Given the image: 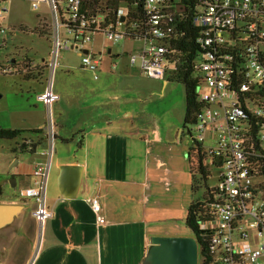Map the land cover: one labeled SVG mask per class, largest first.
I'll use <instances>...</instances> for the list:
<instances>
[{
	"label": "built area",
	"instance_id": "1",
	"mask_svg": "<svg viewBox=\"0 0 264 264\" xmlns=\"http://www.w3.org/2000/svg\"><path fill=\"white\" fill-rule=\"evenodd\" d=\"M10 1L0 0V50L8 44L2 24L8 13L4 5ZM23 1L31 3L34 11L45 3L50 11L46 79L43 91L36 96L47 113L46 161L34 169V187L21 191L22 197L34 198L38 204L34 213L39 228L34 264L41 252L45 224L53 217L47 190L57 141L53 109L60 101L54 80L63 51L80 53L82 67L98 80L102 62L95 52L96 37L102 35L120 43L139 32L144 37L140 41L143 45L130 57V63H139L145 77L167 80L176 66L172 60L177 51L170 45L175 30L168 23L174 17L175 1L143 0L144 29L130 23L128 4H122L113 21L108 9L86 8L82 0ZM194 26L201 49L194 74L201 79L198 98L204 106L190 139L204 150L208 165L220 170L209 205L213 219L202 223V229L211 233L208 264H264V199L259 191L263 179L253 169L254 163L264 159V0H203L196 10ZM12 66L9 60L1 63L0 72L12 74ZM86 202L98 226L105 225L100 199L92 197Z\"/></svg>",
	"mask_w": 264,
	"mask_h": 264
},
{
	"label": "crops",
	"instance_id": "2",
	"mask_svg": "<svg viewBox=\"0 0 264 264\" xmlns=\"http://www.w3.org/2000/svg\"><path fill=\"white\" fill-rule=\"evenodd\" d=\"M162 82L165 91L168 81ZM35 92L22 110L10 109L8 113H14L0 121L6 129L44 130L34 138L24 134L0 153V264H32L37 246L38 204L21 196L23 189L34 187V169L46 161L48 147L45 109ZM57 105V141L47 190L53 217L45 224L34 264H141L152 236H183L179 231L188 196L183 179L191 176L190 144L183 158V129L175 141L169 130L134 125L126 129L120 114L108 119L89 110L81 118L60 106L61 99ZM78 122L81 129L69 132ZM24 144L37 145L35 153L23 151ZM61 166L81 167L75 199L61 195ZM92 197L103 206V226L86 202Z\"/></svg>",
	"mask_w": 264,
	"mask_h": 264
},
{
	"label": "rangeland",
	"instance_id": "3",
	"mask_svg": "<svg viewBox=\"0 0 264 264\" xmlns=\"http://www.w3.org/2000/svg\"><path fill=\"white\" fill-rule=\"evenodd\" d=\"M4 8L8 10V13L4 16L5 20L2 27L7 30L8 44L6 48L0 50V64L6 63L8 60L11 62L14 59L18 64H22L28 59L34 63L32 68L43 66L49 59L50 36L40 35L36 32V29L48 25L50 34L48 5L43 3L38 11H34L29 2L12 0L7 2ZM142 45L140 41L129 39H123L120 43H113L102 35L96 37L95 52L102 62L98 80L95 79L94 74L82 67L80 53L63 51L61 67L58 69L54 80L55 92L61 96L60 106L72 111L74 114L77 113L81 118L89 110H97L105 118L109 117L108 119L120 114V121L127 124L125 125L126 129H130L129 127L134 125L137 128L151 127L164 129V131L169 130L172 139L175 141L183 129L184 158L188 144H190L189 147L192 146L188 131L183 128L186 114L185 88L176 81H169L168 77L166 78L168 87L164 91L162 80L151 79L142 75L139 63L137 65L130 63V57L137 55ZM110 49L113 55L119 56L111 58L108 54ZM113 64H116L117 67L112 66ZM11 68L12 74L0 72V95L2 96L0 99V121L10 112L14 113V111L8 113L10 109L22 110L25 107L23 103H26L28 95L31 94L34 88L37 91L34 94L35 98L44 89L43 83L46 74L44 79L40 81L27 80L19 72L24 66ZM57 104L54 105L53 109L55 124H58L59 107ZM127 114H130V116H126ZM37 115L40 118L42 117L39 113ZM46 124L47 113L45 110V129ZM82 125L80 122L77 125L71 124L68 131L73 132L76 129H81ZM190 129H193V126H190ZM25 135L31 138L35 136L31 132ZM10 143L11 141L0 140V153L3 152V149H7ZM1 159L2 157H0ZM209 170L208 187L212 188L217 184L220 170L211 163L209 164ZM50 182L51 174L48 187ZM183 190H186L188 196H186V209H183L182 229L179 233L188 236L185 225L186 210L195 199L203 198L206 187L202 186L194 194L190 176L183 179Z\"/></svg>",
	"mask_w": 264,
	"mask_h": 264
},
{
	"label": "trees",
	"instance_id": "4",
	"mask_svg": "<svg viewBox=\"0 0 264 264\" xmlns=\"http://www.w3.org/2000/svg\"><path fill=\"white\" fill-rule=\"evenodd\" d=\"M86 8L105 7L110 11V17L114 21L117 16L116 13L121 8L122 4L130 6V23H136L138 29H144L146 25V17L143 8V0H82ZM175 7L172 10L174 17L169 21V26L174 28L175 36L170 42L171 48L177 51L173 57L172 62L176 64L175 70L171 73L169 81H176L182 84L185 88L186 95V114L184 119V130L188 131V135L192 138V131L190 126L197 124L198 116L203 108V104L198 98V89L201 84V79L194 74V62L201 49L196 43L198 37V30L194 26L195 13L203 0H174ZM36 32L40 35H49L48 25L39 27ZM129 37V36H128ZM130 38V37H129ZM144 37L139 33L131 36L133 41H141ZM13 68L17 66H24L19 72L27 80L40 81L45 75V63L43 66L32 68L31 60H26L22 64H18L16 59L12 60ZM36 73V74H35ZM34 133L42 136L44 130L37 129L31 131L12 130L0 127V140L17 141L26 133ZM73 140V139H72ZM68 140L67 142H71ZM82 136L79 139V146H82ZM37 145L25 144L21 146L23 151L30 150V153H35ZM189 165L192 178V190L196 194L202 186L206 187V192L202 199H195L189 206L185 218V225L188 230V236L195 237L200 245L201 264H208V257L210 255V232L202 229V223L213 219L209 205L214 200L215 191L208 187L210 180V170L207 163V156L202 148L192 143L189 148ZM255 175L263 179L259 185V191L264 199V159H259L257 163L253 164Z\"/></svg>",
	"mask_w": 264,
	"mask_h": 264
},
{
	"label": "water",
	"instance_id": "5",
	"mask_svg": "<svg viewBox=\"0 0 264 264\" xmlns=\"http://www.w3.org/2000/svg\"><path fill=\"white\" fill-rule=\"evenodd\" d=\"M87 53L86 51L85 54ZM80 171L79 166L60 167L59 181L64 189L61 193L63 198H76L82 182ZM149 243L141 264H200V245L195 237L152 236Z\"/></svg>",
	"mask_w": 264,
	"mask_h": 264
}]
</instances>
